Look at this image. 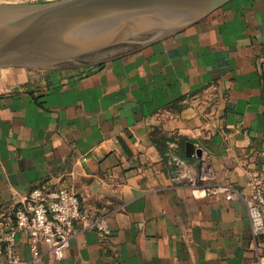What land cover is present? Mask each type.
Segmentation results:
<instances>
[{"label": "crops", "instance_id": "crops-1", "mask_svg": "<svg viewBox=\"0 0 264 264\" xmlns=\"http://www.w3.org/2000/svg\"><path fill=\"white\" fill-rule=\"evenodd\" d=\"M189 143L239 199L171 183L172 156L198 171ZM263 170L264 0L95 65L0 68V215L38 185L66 187L111 231H80L61 259L41 244L35 264H264L246 203ZM15 252L32 260L27 235Z\"/></svg>", "mask_w": 264, "mask_h": 264}, {"label": "water", "instance_id": "water-1", "mask_svg": "<svg viewBox=\"0 0 264 264\" xmlns=\"http://www.w3.org/2000/svg\"><path fill=\"white\" fill-rule=\"evenodd\" d=\"M231 0H64L0 4V68L95 65L192 26ZM187 155L202 151L187 144Z\"/></svg>", "mask_w": 264, "mask_h": 264}, {"label": "built area", "instance_id": "built-area-1", "mask_svg": "<svg viewBox=\"0 0 264 264\" xmlns=\"http://www.w3.org/2000/svg\"><path fill=\"white\" fill-rule=\"evenodd\" d=\"M175 150L180 148L171 143ZM199 158L197 173L184 159L178 156L170 158L173 173L170 181L192 190L203 189L206 195L222 194L227 200L239 199V194L230 185H210L215 180L208 166V157ZM248 206L251 233L254 237L264 236V170L253 172L247 183ZM0 253L9 264H20L15 252L16 237L19 233L28 236L32 260L35 264L39 257L38 246L46 245L56 259H61L69 242L80 231L97 233L102 242H106L111 231L104 215H94L81 207L80 198L70 188H52L38 185L32 188L22 201L10 211L0 215Z\"/></svg>", "mask_w": 264, "mask_h": 264}, {"label": "rangeland", "instance_id": "rangeland-1", "mask_svg": "<svg viewBox=\"0 0 264 264\" xmlns=\"http://www.w3.org/2000/svg\"><path fill=\"white\" fill-rule=\"evenodd\" d=\"M59 1H64V0H0V4H3V5H35V4H47V3L59 2ZM31 70H42V69H31Z\"/></svg>", "mask_w": 264, "mask_h": 264}]
</instances>
